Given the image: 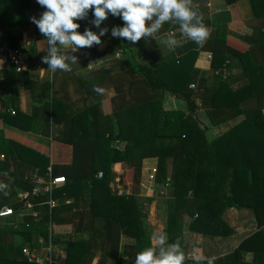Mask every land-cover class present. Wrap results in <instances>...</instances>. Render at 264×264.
I'll return each mask as SVG.
<instances>
[{"label": "trees", "instance_id": "1", "mask_svg": "<svg viewBox=\"0 0 264 264\" xmlns=\"http://www.w3.org/2000/svg\"><path fill=\"white\" fill-rule=\"evenodd\" d=\"M8 1V0H4ZM14 0H10V4ZM230 16L222 18L215 25H210L208 20L198 19L196 23H203L207 30L214 28L213 38L206 42L213 44V68L222 67L226 61L227 67L238 66L242 70L245 82L238 88L232 87L233 75L226 79L218 75L217 84L213 87H201L189 89L194 79V65L199 54L198 45L191 41L182 44L178 50L180 54L171 53L162 56L153 65H134L132 68L142 75L153 90L170 92L175 95H183L188 101V111L182 109H165L162 100L151 99L139 104H132L128 108H134L136 120L133 125L123 127L116 119L114 130L110 132H97V119L99 107L104 99L75 108L70 103H65L51 96V81L45 83L47 97L50 104L35 105L25 110L20 107V90L24 89L22 76L25 70L17 72L14 66L7 68L11 78L6 79L11 83L13 90L12 103H8L4 95H1L0 120V156L12 155L16 159L33 162L34 171L40 175L45 174L46 166L50 159L18 141L6 136V129L22 135L31 132L36 118L44 120L45 124L70 123L62 137L54 140L72 144L76 141L95 139V155L92 177L87 180H78L65 183L63 189L55 194L59 200L73 199V207L79 208L78 199L82 201L87 197L90 207L87 209L84 220L75 223L76 229L84 230L83 233L74 235L64 242L66 257L62 263L57 264H87L94 251L99 249L108 257H116V251L111 249L115 225L134 237L132 248L134 260L122 261L118 264H135L136 256L151 246L156 255L160 252L153 245L155 236L148 223L147 206L153 198L139 196L142 183L143 160L148 157H157L158 166L155 174L154 192L158 194L162 189L169 187L176 199L175 211L167 215L165 229L162 234L167 235L165 247L178 245L186 256L183 264H264V104H258L257 100H264V61L257 62L249 48L235 55L217 49L218 42H226L231 36L230 21H239L233 9L236 0H221ZM255 14L263 18L262 27L256 39H247L249 46L256 45L264 54V0H251ZM218 0H212L213 10ZM7 5V4H6ZM11 6V5H9ZM48 11V9L43 12ZM237 11V10H236ZM94 15V8L86 10L83 18L74 22L79 24L75 31L83 34L91 30L87 24L90 15ZM203 17V15H202ZM32 10L30 0H20V7L13 11L0 5V41L8 42L12 47H19L17 30L32 24ZM37 38L43 41L46 51L50 52V37L40 32L36 26ZM33 56L37 54L35 47L29 48ZM42 55V54H41ZM59 55V53H56ZM38 57V56H37ZM39 58V57H38ZM192 59V72L186 69V78L183 73L188 60ZM58 71L53 74L55 78ZM179 75L181 77H179ZM106 77L100 75L92 81H80L83 88L87 87V96L98 94L93 90L95 86L106 89L104 84ZM21 82V83H20ZM195 84V83H194ZM23 87V88H21ZM195 98L201 99L200 106L209 111L211 117L214 112L223 107L232 108L234 116H242L230 130L221 134L216 139L209 141L206 135L207 126L203 125L197 116L198 105ZM250 100L256 104L249 105ZM244 105V106H243ZM125 108H120L124 110ZM225 119L220 117L214 122ZM125 141L124 148L114 145L115 141ZM171 160V161H170ZM124 162L130 165L133 191L130 194H119L113 189L111 183L112 166L115 163ZM10 163L0 160V168H8ZM171 164V169H170ZM205 165L215 167L213 172H208L210 179H214L215 190L213 196L204 197L197 195L194 190L199 180L200 171ZM104 172L103 177L98 173ZM207 174V176H208ZM209 177V176H208ZM67 178V177H66ZM68 179V178H67ZM124 182V181H123ZM44 198V197H43ZM9 207L18 209L12 203ZM2 203H0V208ZM19 206V205H18ZM23 207V206H22ZM228 207L250 208L257 218L260 229L246 238L232 253L216 259H203L201 257H189V249L184 244V230L186 218H190L189 230L202 235L229 236L234 229L225 221L223 214ZM56 208V207H55ZM54 208V209H55ZM54 209H51L52 211ZM36 215H28L20 221L8 223L0 228L1 231L17 233L24 238L23 243L15 246L4 244L0 240V264H31L23 254L26 244L32 242L35 236L43 237L46 242L55 241L51 237V211L49 206H43ZM33 214V213H32ZM32 245V244H31ZM250 249L254 254L253 261H245L242 252Z\"/></svg>", "mask_w": 264, "mask_h": 264}, {"label": "crops", "instance_id": "2", "mask_svg": "<svg viewBox=\"0 0 264 264\" xmlns=\"http://www.w3.org/2000/svg\"><path fill=\"white\" fill-rule=\"evenodd\" d=\"M8 1L0 0L1 8L6 6L15 11L20 7V0H14L12 4ZM212 0H192L188 5L193 11L197 12L195 17L190 23L195 24V21L206 19L210 25H215L222 18L228 19L230 14L224 10L225 5L221 0L219 4H215L213 10L211 5ZM32 17L36 20L42 18L43 11L47 9L46 6L40 5L38 0H30ZM7 4V5H6ZM11 5V6H9ZM233 11L240 16L239 21H230L231 36L226 42H218L217 49L225 52H230L235 55L243 52L246 48L250 47L252 56L257 62L264 61V54L261 49L256 45L249 46L247 39H256L262 27L263 18H259L255 14V10L251 0H236V6ZM237 10V11H236ZM95 15H90L87 19V24L94 34L99 35L102 30H106L104 35L100 37V43L94 48L90 46L79 47L75 45H61L57 40L55 44H50L52 48L57 49L56 53L61 56H66V63L71 64L72 71L64 72L58 71V76L55 78L49 66L44 67L42 70L30 65L25 69L22 76L23 84L20 85L24 89L20 90V107L25 110L27 107L35 105L50 104V97H47L45 83L51 81V96L52 98L59 99L65 103H70L75 108H82L84 105H90L92 102H97L101 99L99 107V116L97 119V132H110L114 130L116 119L123 127L131 126L136 120L134 108H128L130 105L139 104L146 100L161 99L165 109H182L188 111V101L183 95H175L170 92H162L153 90L146 83L144 77L137 73L132 67L134 65H153L162 56L171 53L180 54L178 48L182 44L190 43L189 37L183 34L181 24L183 23L179 18L172 16L168 21L162 23L153 34L145 35L139 41L132 43L126 37L113 35L115 29H122L126 26V22L120 16L108 12L107 18L104 19L99 26L95 23ZM159 19V13L154 14L152 19L149 20L147 27H151ZM175 19L177 24L173 23ZM204 19V20H205ZM230 19V18H229ZM37 24L33 23L27 27L19 28L17 30V37L19 39L20 48L35 47L37 54L33 55V59L39 60L45 57L43 52L46 51V46L43 41L38 40L36 34ZM214 28L209 29L210 37L213 38ZM174 30V34L170 31ZM70 34V33H69ZM81 34V33H80ZM2 39L0 33V40ZM51 39V37H50ZM175 40L176 44L173 45L170 41ZM199 48V54L193 63L195 71L193 73V81L197 88L213 87L217 84L216 70L220 69L223 72L228 71L229 75H233L232 87L238 88L241 86L245 79L242 77V70L238 66L233 68L227 67L226 63L220 68H213L212 59L209 58L213 53V44L206 42L205 46ZM42 54V55H41ZM39 58H38V57ZM75 58L76 63H72ZM104 60L103 63H97ZM192 59L189 58L185 73H183V80L186 78V69L189 74L192 72L191 67ZM7 66L0 68V98L4 95L8 103H12L13 90L11 83L6 79L11 78L10 73L7 72ZM103 75L106 77L104 84L107 88L103 94H95L87 96V87L83 88L80 81H92L95 77ZM181 75V76H182ZM179 75V77H181ZM21 87V88H23ZM259 102V103H258ZM195 103L198 105L197 116L203 125L207 126V138L212 141L219 137L221 134L230 130L236 123H238L242 116L235 117L232 108L223 107L219 111L214 112L213 116L209 111L201 107V99L195 98ZM258 104H264V100H257ZM249 105L256 104L255 100H250ZM244 106V105H243ZM120 108H125L120 110ZM1 111V102H0ZM225 119L214 122L213 119L218 120L220 117ZM3 126L0 120V127ZM70 127V123L65 124H45L41 118H36L32 125V130L26 135L19 134L12 130L6 129V136L12 140L18 141L28 147H31L39 153L47 156L50 159L49 165L46 166L45 174L42 177L49 179L53 176H65L69 180H87L92 177L94 167L95 155V139H87L76 141L72 144H67L54 140L55 138L62 137L65 129ZM125 141H115L114 145L124 148ZM2 162L10 163L7 168L6 165L0 168V203L2 206H10L12 203L18 209L15 214L5 218H0V228L8 223L20 221L28 215H36V213L43 212L39 209L47 206V195L42 193L38 197L30 196L32 188L34 187L35 175H40L38 170L34 171L33 162H27L22 159H16L12 155H1ZM171 161V160H170ZM158 158L148 157L143 160L141 183L142 189L139 196L142 198H154L150 207L151 212L148 213V223L155 233L152 238L153 245L163 251H166L165 245L159 243V236L163 235L167 215L175 211L176 199L172 195V189L166 187L163 194L157 197L154 192V180L150 179V175L157 171ZM130 165L124 162L115 163L112 166L111 183L113 189L123 190L125 194H130L133 191V183L131 181V173L129 171ZM171 169V164H170ZM215 167L212 165H205L204 169L200 171L199 180L194 192L199 196L211 197L213 196L214 179H210L208 172H213ZM208 174V176H207ZM124 181V182H123ZM64 186V185H62ZM59 187L54 191V196L58 191L63 189ZM26 195L25 198L23 197ZM155 195V196H154ZM44 197V198H43ZM167 197L166 205H159V213L157 206L158 199ZM25 198V199H24ZM157 198V199H156ZM57 199V198H56ZM73 199L68 198L65 201L58 200V206L51 211V237L53 240L54 250L58 256V262L62 263L66 257V250L64 242L71 239L76 233L81 234L84 230L76 229L75 223L84 220L86 217L87 209L90 207V201L87 197L82 201V196L78 199L80 202L79 208L73 207ZM27 200L33 202L32 207L26 205ZM19 205V206H18ZM23 206V207H22ZM49 206V205H48ZM13 207V206H12ZM167 213H163V209ZM14 208V207H13ZM87 208V209H86ZM15 209V208H14ZM33 213V214H32ZM223 218L234 229L233 234L229 236H216V235H202L193 233L189 230L188 224L190 218H186V227L184 230V244L189 249V257H201L203 259H216L227 254L232 253L246 238L250 237L260 229L259 222L250 208H236L228 207ZM264 227V226H263ZM43 237L35 236L31 243L26 246L41 249L45 248L49 242H41ZM0 240L4 244H11V246L23 243L24 238L22 235L13 233L12 231L5 232L0 230ZM135 239L130 234L124 233L119 225H115L114 236L112 238L111 249L116 251V257H108L99 248L91 255L87 264H118L122 261L134 260L132 256V246ZM32 244V245H31ZM245 253H252V255L245 257ZM242 257L245 261H253L255 254L250 249H245L242 252ZM24 259L19 258L16 262L7 261L10 264H17Z\"/></svg>", "mask_w": 264, "mask_h": 264}, {"label": "clouds", "instance_id": "3", "mask_svg": "<svg viewBox=\"0 0 264 264\" xmlns=\"http://www.w3.org/2000/svg\"><path fill=\"white\" fill-rule=\"evenodd\" d=\"M38 3L46 6L48 11L43 13L41 19L36 20L32 17L31 20L38 25L43 35L51 37L49 43L53 45L57 40L61 45L71 44L79 47L91 46L93 42L99 44L100 37L106 30H102L99 35L91 30H86L83 34L75 31L79 24L74 21L83 18L86 10L92 8L97 26L107 18L109 11L117 16L122 14L126 26L115 29L113 35L126 37L132 43L139 41L142 36L153 34L172 16L183 22L181 24L183 34L196 44L203 45L210 38V32L203 23H190L198 15L188 6L192 0H38ZM157 13L159 19L154 25L147 27L146 21L151 20ZM200 19L202 20V14ZM170 43L175 45L176 41L172 40ZM56 51L57 49L52 48L50 56L42 58V62L49 65V71L52 73L72 71L71 64L65 62L67 57L56 55ZM103 61L97 63L102 64ZM72 63H76L75 58L72 59ZM93 90L98 94L105 92V89L99 86H95ZM158 239L161 245L165 244L166 233L160 235ZM154 253L155 250L151 246L147 247L137 254L135 264H183L186 260L183 251L175 244L170 245L166 251L162 250L158 255ZM244 255L247 258L252 253Z\"/></svg>", "mask_w": 264, "mask_h": 264}, {"label": "built area", "instance_id": "4", "mask_svg": "<svg viewBox=\"0 0 264 264\" xmlns=\"http://www.w3.org/2000/svg\"><path fill=\"white\" fill-rule=\"evenodd\" d=\"M176 22L177 21L173 19V23L177 24ZM148 24L149 20L146 21V26ZM170 33L174 34V30H171ZM95 46L96 43L93 42V45L90 47L94 48ZM50 54L51 50L45 57H49ZM212 57L213 55L210 54L209 58L212 59ZM30 65H35L36 68L41 70L44 67L49 66L47 63H43L42 59H39L38 61L33 59L28 48L12 47L8 42L0 41V68L14 66L17 72H22ZM216 74L222 75L224 79H226L229 75L228 71L223 72V70L220 69L216 70ZM196 87V84H191V88L195 89ZM155 174L156 172L154 171V173L150 175L151 180L155 179ZM98 176L103 177L104 172L100 171ZM66 182L67 178L65 176H53L49 179H46L41 175H35L34 187L32 188L29 195L38 197L42 193H45L47 195V204L51 209H54L59 203L54 196V191L62 185H65ZM118 193L123 194L124 192L123 190H118ZM161 193L163 194V190H161ZM23 197L28 198L26 195ZM26 205L28 207H32L33 202L31 200H27ZM14 214L15 210L13 207L3 206L0 208V218H5ZM41 242H44V239H41ZM23 254L26 260L31 264H57L58 262V256L55 253L52 241H49V244L44 249L42 248L41 251L39 249L37 250V248H32L31 246H25L23 248Z\"/></svg>", "mask_w": 264, "mask_h": 264}, {"label": "rangeland", "instance_id": "5", "mask_svg": "<svg viewBox=\"0 0 264 264\" xmlns=\"http://www.w3.org/2000/svg\"><path fill=\"white\" fill-rule=\"evenodd\" d=\"M154 182V185H155V180L153 181ZM157 197H159L160 195H165V194H162L161 192H159L158 194H155ZM154 195V196H155ZM159 195V196H158ZM157 199V198H156ZM159 200V203H158V206H157V211H155V213H159V211H161L160 209H159V205H160V208H161V205H163V203L166 205V203H167V197H165L164 199H158ZM153 201H154V198H153ZM153 201L151 202V204L150 205H148L147 206V211H148V213H154L153 211L151 212V209H150V207H151V205H152V203H153ZM164 211H163V213H167L166 212V210H165V207H164V209H163ZM165 250H168V248H166ZM162 250H159V252H161Z\"/></svg>", "mask_w": 264, "mask_h": 264}]
</instances>
